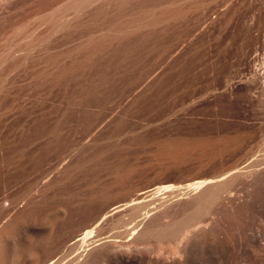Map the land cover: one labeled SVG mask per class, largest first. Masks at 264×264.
<instances>
[{"label": "rangeland", "instance_id": "374dc122", "mask_svg": "<svg viewBox=\"0 0 264 264\" xmlns=\"http://www.w3.org/2000/svg\"><path fill=\"white\" fill-rule=\"evenodd\" d=\"M29 28L23 42L0 30V198L19 201L29 169L55 164L32 215L64 204L74 228L93 206L157 181L243 162L263 134L247 87L264 71V0L100 1L46 31L37 18ZM157 200L141 226L154 223ZM13 209H0V231L23 214Z\"/></svg>", "mask_w": 264, "mask_h": 264}, {"label": "bare ground", "instance_id": "6f19581e", "mask_svg": "<svg viewBox=\"0 0 264 264\" xmlns=\"http://www.w3.org/2000/svg\"><path fill=\"white\" fill-rule=\"evenodd\" d=\"M100 1L111 0H56L51 5L47 0H0V30L13 29L14 39L23 42L31 36L29 24L34 18L46 31L47 22L55 27ZM247 88L264 110V71ZM262 132L256 148L249 150L243 162H233L214 175L157 181L127 201L111 207L93 206L84 220L72 225L74 228L66 226L64 204L43 217L28 212L40 184L44 179L43 186L54 181L57 175L52 173L58 166H48L45 172L35 167L24 170L32 175L24 183L27 188L21 191H25L22 198H14L17 202L9 195L0 198L6 213L16 207L23 213L0 231V264H264ZM157 192L173 194L175 199L170 201L173 197L164 194L160 201L159 196L153 197L158 201L156 209L153 206L157 212L150 216L155 221L141 226L151 202L144 198ZM183 204L187 207L182 208ZM119 211L123 212L114 219L112 215Z\"/></svg>", "mask_w": 264, "mask_h": 264}]
</instances>
